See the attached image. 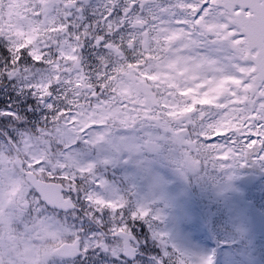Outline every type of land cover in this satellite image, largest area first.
<instances>
[{"label": "snow or ice", "instance_id": "obj_1", "mask_svg": "<svg viewBox=\"0 0 264 264\" xmlns=\"http://www.w3.org/2000/svg\"><path fill=\"white\" fill-rule=\"evenodd\" d=\"M0 264H264V0H0Z\"/></svg>", "mask_w": 264, "mask_h": 264}]
</instances>
